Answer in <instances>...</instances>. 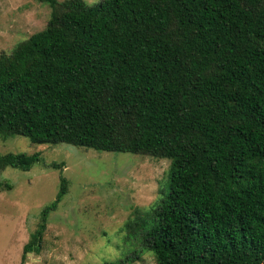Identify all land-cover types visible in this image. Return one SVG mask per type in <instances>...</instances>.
<instances>
[{"label": "trees", "instance_id": "trees-1", "mask_svg": "<svg viewBox=\"0 0 264 264\" xmlns=\"http://www.w3.org/2000/svg\"><path fill=\"white\" fill-rule=\"evenodd\" d=\"M43 1L45 27L0 53V139L168 158L136 224L157 264H264V0Z\"/></svg>", "mask_w": 264, "mask_h": 264}, {"label": "rangeland", "instance_id": "rangeland-1", "mask_svg": "<svg viewBox=\"0 0 264 264\" xmlns=\"http://www.w3.org/2000/svg\"><path fill=\"white\" fill-rule=\"evenodd\" d=\"M50 11L43 0H0V53L43 29ZM8 152H39L40 159L28 170H0V264H157L136 224L167 189L168 158L36 144L23 135L0 139V153ZM61 175L67 192L48 214L37 250L23 256Z\"/></svg>", "mask_w": 264, "mask_h": 264}, {"label": "water", "instance_id": "water-1", "mask_svg": "<svg viewBox=\"0 0 264 264\" xmlns=\"http://www.w3.org/2000/svg\"><path fill=\"white\" fill-rule=\"evenodd\" d=\"M27 253H30L31 254V252H27Z\"/></svg>", "mask_w": 264, "mask_h": 264}]
</instances>
